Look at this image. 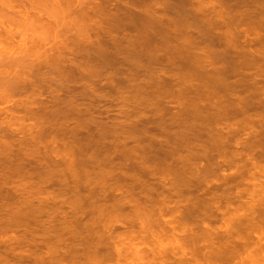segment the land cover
Returning a JSON list of instances; mask_svg holds the SVG:
<instances>
[{"label":"clouds","instance_id":"1","mask_svg":"<svg viewBox=\"0 0 264 264\" xmlns=\"http://www.w3.org/2000/svg\"><path fill=\"white\" fill-rule=\"evenodd\" d=\"M101 3L0 0V187L15 196L0 202V245L37 264H264V152L253 144L255 128L231 141L219 138V147L187 142L165 163L144 160L134 138L117 135L106 142L137 157L139 172L110 163L115 153L90 156L92 166L79 167L69 134L92 128L80 127L87 109L71 99L73 77L104 99L90 82L98 76L85 63L86 51L100 41L116 4L128 7L114 0L104 12ZM162 9L159 0L135 8L150 17ZM188 11L219 18L221 0H190ZM61 100L64 106L53 103ZM138 105L122 95L104 114L124 125L145 117ZM237 127L216 125L220 133ZM25 163L55 165L63 183L67 173L78 187L57 192L50 177L11 171Z\"/></svg>","mask_w":264,"mask_h":264},{"label":"rangeland","instance_id":"2","mask_svg":"<svg viewBox=\"0 0 264 264\" xmlns=\"http://www.w3.org/2000/svg\"><path fill=\"white\" fill-rule=\"evenodd\" d=\"M113 1L109 0V2H107V0H104L105 2L104 3L102 0V3H104L105 6H103V4L101 3L100 5L102 6L101 10L103 8H106L108 5H110V2L112 3ZM161 1L163 4V9L161 10L162 14L159 16H152V17L147 16L148 18H146V15L144 17V14L142 13L141 14L143 16L141 14L137 15L139 11H136L135 8H133V10L130 11L131 13L130 17H129V13L127 17H125V15L122 16L121 13L119 12L120 13L119 19H118V16L117 17L115 16L114 19L109 18L108 20L113 21L114 24L107 21L106 24L108 27L105 26L103 30L101 31L100 41L98 42V45H95L94 48L86 51L87 59H85V63L88 64V66L98 76V79L92 80L90 82L95 86L96 90L100 92L101 95L104 97L103 100L99 98H95L92 96L91 93H89L88 85L86 83H82V81L84 80L83 77H80V76L73 77L74 83L77 85V87H74L71 90V93H70L71 99L76 104L83 105L86 109H88L87 111L83 113V119H81L79 122L80 127L84 129L92 128V130L88 132V135H87L88 137H86V135H76L75 133L69 134L70 139L71 138L73 139L71 140L77 145L79 149V154H80L79 167L81 169L92 166V161L90 160V156L95 157V158H105V157H112L113 154L115 153L116 154L115 159H112L110 163L115 164L118 168L127 169L130 171L134 170L136 172H139L138 171L139 169L137 167V157L132 155L130 152L126 153V151L123 150L122 146L116 141L106 142L110 140L111 138L116 137L117 135H121V134H123L121 136H128V137L134 138L135 140L133 139L132 143L138 146L136 147V151L139 152L142 147V150H141L142 152L141 151L139 152L141 153L139 154L140 157L143 156L142 158L144 160L148 162L150 161L151 163H159V162L165 163L170 153L174 152L176 148L183 146L187 142L202 140L200 142L211 143L212 141H217V146L219 147L220 145L218 143L219 141L218 138H220L221 136H222L221 138L227 137V135H229L230 133L227 139L231 141L235 137L242 135L245 131H249V130H246L247 128L252 129L255 127H258V128H255L256 132L252 133V138H253L252 141L253 140L255 141V143L253 144L256 147H259L260 149H262L263 147L262 152H264V141L262 139L264 137L259 135L261 132L263 135L264 125L258 126V124H254L251 126L248 125V127L244 126L246 124H244V120H243V123L241 120L243 116L235 115L236 116L235 117L234 116L235 113L233 114L232 112L233 110H231V107H233V105L237 103V101L238 103L241 102L242 104H244L245 100L254 98L255 101H253L252 103L254 104L255 102L256 104L259 100H264V99H261V98H264L263 94H262L263 95L262 97L261 95H258L256 97L251 96L252 98L251 97L249 98V93L251 92L250 95H252V91H249V89H251L250 85L247 83V81H245L246 76L250 74V72L254 73L256 71L255 69L258 70V68H261L262 66H264V64H262L261 67L259 66L257 68L258 65L251 66L247 64L246 62L248 59H250L249 57L252 58L253 53L255 55V52L257 53L259 52L260 49H261L260 51H263L262 49H264L263 48L264 47L263 46L264 45V25H263L264 24V11H262L264 10V0H257V1L255 0H221L222 11L220 15H222L223 19H221V16L220 18L213 17L211 19L209 18L205 19V18L194 17L190 15L188 11L190 0H170L171 2L169 0H165V1L161 0ZM106 3L108 4L106 5ZM113 3L111 4L110 7H107L106 9H103L102 11L106 10L104 12H107L111 10L109 8L113 7ZM116 5L117 7L121 6L120 4H116ZM168 6L170 8H168ZM259 6H262L261 9ZM117 7L115 6L116 10H117ZM136 7H139V6H136ZM227 7H230V8H227ZM237 7L239 8L236 10ZM169 10L170 11L172 10V11L170 12ZM134 15L136 16L134 17ZM161 16L162 17L164 16V17L162 18ZM122 17H125L124 18L125 21H123L124 19H122ZM128 17L130 19L132 17L133 21L132 20H131L132 22L127 21L129 20ZM154 17H156V19H154ZM115 18H117V20H115ZM120 18L122 20H120ZM161 19H163L164 21H161ZM168 21H170V23ZM130 23H133V24H130ZM111 24L113 25V27ZM134 24H138V25H134ZM223 24H225L226 26ZM233 26H235V28ZM241 28H246L248 30L246 33L245 32L243 33V32H240ZM140 29L141 30L144 29V30L141 31ZM107 30H109L110 32H108ZM236 30H237V33H236ZM226 31L228 33H226ZM257 32L261 34L260 37L252 41L253 39L252 36L255 35ZM210 33H212L213 35H210ZM223 34H225L226 36ZM232 34L235 35L236 37L234 36L235 37L234 38ZM245 35H248V36H245ZM230 37H231V41H233L234 44L236 40L234 41L233 38L238 39L237 40L238 42L236 41L237 43L235 46L232 45L233 42L230 41ZM228 38H229V41H227ZM248 39L251 40L250 41L251 43L248 42L249 41ZM259 40L261 42H259ZM243 41H246L247 46L242 45V44H245ZM105 42L107 45L105 44ZM255 42L258 44H256ZM230 43L233 47L230 45ZM227 44L228 46H225ZM258 45L259 46L262 45L261 46L262 48H259V50L257 51ZM255 47H256V50H255ZM103 48H104L105 53L103 52ZM211 48L213 51L211 50ZM220 48L222 50V53L219 52ZM99 50H101L100 53L98 52ZM248 52L252 56H249V54H246ZM92 55L94 57L96 56L97 58L96 57L94 58ZM243 55L244 56L248 55L249 57L244 58ZM204 57L206 60L204 59ZM231 59L232 60L234 59V61H232ZM237 59H239L238 60L239 63L237 62L238 64L236 63V65H239V66H236L235 64H233L235 63V61H237ZM243 60L246 62V64ZM228 61H231V62H228ZM250 61L251 59L248 60L249 63H251ZM217 63L219 64V66ZM235 66L236 68L234 69ZM231 67L233 68L231 69ZM235 71L238 73V75ZM239 72L240 73L244 72V73L243 75H239ZM245 72L247 74L246 76H245ZM213 73H214V76H213ZM218 73H219V76H218ZM234 75H237V76H234ZM242 77H245L244 83H243V80L241 81ZM248 77L249 76H247V78ZM105 80H106V86L101 87V84L105 83ZM247 80H249V78ZM246 83L249 85V87L248 85L247 86L244 85ZM259 83L260 85L262 84V86H264V81L263 83L262 81ZM227 87H228V90H227ZM216 93L218 95H216ZM206 94L208 95L207 97H206ZM239 94H244V98L242 100L243 102L242 101L239 102L240 99L233 97L235 95L238 96ZM122 95H127L129 98L134 97L137 101H139V105H138L139 110L137 109V111H143L145 113V117L141 118L139 121H132L131 123L124 124L127 129L125 128V126L123 127V125H119L121 128L119 129V127L117 126V123L115 121L109 120L104 114V110L108 109L110 106L114 107ZM231 96H232V99L234 98L236 99L235 103H234V100L232 101ZM204 97L205 99H203ZM225 100H227L228 103L230 101L232 102V104L233 103L234 104L232 105L231 103H229V105H227L228 103ZM202 101L210 102L211 106L210 107L201 106L202 104H200L199 102H202ZM215 102L216 104H214ZM53 103L54 104L59 103L61 106H64L65 101L61 100V101L53 102ZM198 104H200L199 107L196 106ZM213 105L214 106L218 105L216 106L218 110ZM221 107L224 109H222ZM214 109L217 110L218 112H216ZM228 109L231 110V112ZM156 110L158 112H156ZM225 110L226 111L228 110V111L226 112ZM189 112L192 113L193 115H191ZM195 112H197V114ZM154 113L155 114L157 113V114L155 115ZM227 113H230V114L227 115ZM111 115L112 113L109 112L108 116H111ZM189 117L191 118L189 119ZM216 118H218L219 120ZM226 121L228 123H231V122L238 123L237 129L234 131L236 132L234 133L235 136L232 132L233 130L231 131L232 133L229 132V133H224V134L220 133L218 129L216 130L217 124L226 122ZM196 126L198 128H196ZM200 128L204 129V131L201 130ZM138 134L139 135L141 134L140 135L141 137ZM156 137H164V139L167 140V143L165 142L158 143L157 139H155ZM258 139H260L261 140L260 142L261 143L263 142V144H261L260 142H257L259 141ZM163 155L166 157H164ZM150 159H153V160L151 161ZM118 165H121V166H118ZM11 171L13 173L20 174V175L39 174V175L50 177L55 181L53 186L57 192H74L76 191V188L78 187V185L74 181H72L71 176L68 175L67 173H65V175L68 176V183L67 184L63 183L64 176H61L60 173L56 171L55 165L49 164V165H45L42 168L40 165L36 163H25V164L19 165L16 168H13ZM7 175L8 173H6V176ZM83 191L85 190L81 188V193ZM14 200H15V196L11 191H9V189L0 187V202L10 203V202H13ZM0 264H37V262L30 259L29 257L16 256L10 250L9 246L0 245Z\"/></svg>","mask_w":264,"mask_h":264},{"label":"bare ground","instance_id":"3","mask_svg":"<svg viewBox=\"0 0 264 264\" xmlns=\"http://www.w3.org/2000/svg\"><path fill=\"white\" fill-rule=\"evenodd\" d=\"M111 1H113V0H111ZM163 1H165V0H163ZM169 1H170V0H169ZM169 1H167V2H169ZM255 1H257V0H255ZM103 2H104V0H103ZM107 2H109V0H107ZM113 2H114V1H113ZM113 2H112V3H113ZM127 2H128V7H124V6H122L121 4H120V5H121L120 7H119V6L117 7V5H116L117 10H116V8H115V10H116V15H115V16H116V17L118 16V19H119V17H120V16H119L120 13H121L122 16L125 15V17H127L128 13H129V17H130V16H131L130 11H132L133 8H142V7H144V6L149 2V0H129V1H127ZM160 2L162 3L161 0H160ZM170 2H171V1H170ZM104 3H105V2H104ZM104 3H102L103 6H105ZM112 3L110 2V5H108L107 7H110ZM257 3H258V2H257ZM261 3H262V2H261ZM107 4H108V3H106V5H107ZM166 4H168V3H166ZM255 4H256V3H255ZM172 5H174V4H172ZM259 5H261V4H259ZM136 6H139V7H136ZM229 6H230V5H229ZM256 6H258V5H256ZM107 7H106V8H107ZM232 7H233V6H232ZM254 7H255V6H254ZM259 7H260V9H261L262 6H259ZM100 8H102V6H100ZM106 8H103V9H106ZM112 8H113V7H112ZM112 8H109V9H112ZM168 8H170V7L168 6ZM173 8H174V7H173ZM227 8H230V7H227ZM238 8H239V7H237L236 10H237ZM103 9H102V10H103ZM166 9H167V8H166ZM174 9H175V8H174ZM224 9H225V8H224ZM234 9H235V8H234ZM176 10H177V9H176ZM104 11H106V10H104ZM134 11H135V10H134ZM169 11H170V10H169ZM169 11H168V12H169ZM171 11H172V10H171ZM171 11H170V12H171ZM174 11H175V10H174ZM260 11H261V10H260ZM262 11H264V10H262ZM117 12H118V14H117ZM119 12H120V13H119ZM166 12H167V11H166ZM238 12H240V11H238ZM132 13H134V12H132ZM175 13H176V12H175ZM220 13H221V12H220ZM235 13H236V12H235ZM251 13H252V12H251ZM251 13H250V14H251ZM254 13H255V12H254ZM258 13H259V12H258ZM138 14H141V12H138L137 15H138ZM161 14H162V13H161ZM222 14H223V13H222ZM228 14H229V13H228ZM141 15H142V14H141ZM234 15H235V14H234ZM258 15H259V14H258ZM261 15H262V14H261ZM115 16H113V17L111 16L110 19H112V18L114 19ZM135 16H136V15H134V17H135ZM142 16H143V15H142ZM167 16H168V15H167ZM220 16H221V19H223V18H222V15H220ZM125 17H122V19H124ZM129 17H128V18H129ZM139 17H140V15H139ZM139 17H138V18H139ZM144 17H145V15H144ZM161 17H162V16H161ZM161 17H160V18H161ZM163 17H164V16H163ZM163 17H162V18H163ZM223 17H224V16H223ZM227 17H228V16H227ZM258 17H260V16H258ZM128 18H127V19H128ZM136 18H137V17H136ZM146 18H148L147 15H146ZM146 18H145V19H146ZM166 18H167V17H166ZM219 18H220V17H219ZM252 18H253V17H252ZM260 18H262V17H260ZM122 19L120 18V20H122ZM139 19H140V18H139ZM154 19H156V17H154ZM158 19H159V18H158ZM198 19H199V18H198ZM205 19H206V18H205ZM115 20H117V18H115ZM115 20H114V21H115ZM120 20H118V21H120ZM131 20H132V17H131V19L129 18V20H127V21H131ZM134 20H135V19H134ZM148 20H150V19H148ZM148 20H147V21H148ZM169 20H171V19H169ZM207 20H208V19H207ZM219 20H220V19H219ZM226 20H227V18H226ZM228 20H229V19H228ZM108 21H109V20H108ZM123 21H125V19H124ZM132 21H133V20H132ZM132 21H131V22H132ZM156 21H157V20H156ZM159 21H160V20H159ZM161 21H164V20L161 19ZM165 21H166V20H165ZM202 21H203V20H202ZM237 21H238V19H237ZM109 22H111V23L114 24L113 21H109ZM145 22H146V21H145ZM168 22L170 23V21H168ZM172 22H173V21H172ZM224 22H225V20H224ZM241 22H242V20H241ZM253 22H254V21H253ZM262 22H263V21H262ZM117 23H118V22H117ZM126 23H127V22H126ZM126 23H125V25H126ZM134 23H135V22H134ZM149 23H150V22H149ZM152 23H153V22H152ZM154 23H155V22H154ZM213 23H214V22H213ZM232 23H233V22H232ZM251 23H252V22H251ZM260 23H261V22H260ZM119 24H120V22H119ZM130 24H133V23H130ZM159 24H160V23H159ZM165 24H166V22H165ZM202 24H203V23H202ZM206 24H207V23H206ZM208 24H210V23H208ZM211 24H212V23H211ZM229 24H230V22H229ZM233 24H234V23H233ZM235 24H236V23H235ZM238 24H239V23H238ZM111 25H112V24H111ZM111 25H110V26H111ZM134 25H138V24H134ZM134 25H133V26H134ZM148 25H149V24H148ZM150 25H151V24H150ZM213 25H215V24H213ZM219 25H220V24H219ZM221 25H222V24H221ZM223 25H225V24H223ZM257 25H258V24H257ZM263 25H264V24H263ZM106 26H107V24H106ZM119 26H120V25H119ZM159 26H160V25H159ZM165 26H166V25H165ZM174 26H175V25H174ZM203 26H204V25H203ZM207 26H208V25H207ZM225 26H226V25H225ZM231 26H232V25H231ZM107 27H108V26H107ZM112 27H113V25H112ZM116 27H117V25H116ZM146 27H147V26H146ZM146 27H145V28H146ZM154 27H155V26H154ZM160 27H161V26H160ZM168 27H169V26H168ZM210 27H211V25H210ZM219 27H221V26H219ZM233 27L235 28V26H233ZM233 27H231V28H233ZM121 28H122V27H121ZM121 28H120V29H121ZM126 28H127V27H126ZM136 28H138V27H136ZM143 28H144V26H143ZM147 28H148V27H147ZM155 28H156V27H155ZM214 28H216V27H214ZM247 28H248V27H247ZM259 28H260V27H259ZM222 29H223V27H222ZM228 29H229V28H228ZM261 29H262V28H261ZM116 30H117V29H116ZM130 30H131V29H130ZM133 30H134V29H133ZM140 30H141V29H140ZM142 30H144V29H142ZM142 30H141V31H142ZM154 30H155V29H154ZM164 30H165V29H164ZM247 30H248V29H247ZM107 31L110 32L109 30H107ZM125 31H126V30H125ZM213 31H214V30H213ZM233 31H234V29H233ZM250 31H251V29H250ZM156 32H157V31H156ZM211 32H212V31H211ZM240 32H241V31H240ZM153 33H154V32H153ZM221 33H222V32H221ZM223 33H224V32H223ZM226 33H228V32L226 31ZM229 33H230V31H229ZM231 33H232V31H231ZM236 33H237V30H236ZM243 33H244V32H243ZM245 33H246V32H245ZM252 33H253V32H252ZM136 34H138V33H136ZM233 34H235V33H233ZM233 34H232V35H233ZM247 34H248V33H247ZM249 34H250V33H249ZM206 35H207V34H206ZM210 35H213V34L210 33ZM223 35H225V34H223ZM142 36H143V35H142ZM225 36H226V35H225ZM228 36H229V34H228ZM234 36H235V35H233V37H234ZM238 36H239V35H238ZM238 36H237V37H238ZM245 36H248V35H245ZM143 37H144V36H143ZM205 37H206V36H205ZM210 37H211V36H210ZM231 37H232V36H231ZM231 37H230V41H231ZM235 37H236V36H235ZM235 37H234V38H235ZM259 37H260V36H259ZM212 38H213V37H212ZM217 38H218V37H217ZM217 38H216V40H217ZM219 38H220V37H219ZM234 38H233L234 41H235V40H236V41L238 40L237 38H236V39H234ZM248 38H249V37H248ZM194 39H195V38H194ZM251 39H252V38H251ZM211 40H212V39H211ZM226 40H227V39H226ZM243 40H244V39H243ZM245 40H246V39H245ZM248 40H249V39H248ZM255 40H256V39H255ZM103 41H104V40H103ZM213 41H214V40H213ZM222 41H223V40H222ZM222 41H221V42H222ZM227 41H229V38H228ZM236 41H235V44H234L233 41H231V42H233V43H232L233 46H235L236 43L238 42V41H237V42H236ZM250 41H251V40H249L248 42H250ZM252 41H254V39H252ZM262 41H263V39H262ZM207 42H209V41H207ZM239 42H241V41H239ZM243 42H244L245 44H242V43H241V44L247 46L246 41H243ZM257 42H258V41H257ZM259 42H261V41L259 40ZM216 43H217V42H216ZM250 43H251V42H250ZM252 43H254V42H252ZM255 43H256V42H255ZM105 44H106V42H105ZM222 44H223V43H222ZM256 44H258V43H256ZM256 44H255V45H256ZM96 45H98V43H97ZM106 45H107V44H106ZM113 45H114V44H113ZM194 45H195V44H194ZM211 45H212V43H211ZM217 45H218V44H217ZM217 45H216V46H217ZM220 45H221V44H220ZM230 45H231V43H230ZM232 45H231V46H232ZM239 45H240V43H239ZM239 45H238V46H239ZM102 46H103V44H102ZM197 46H198V45H197ZM225 46H228V44L225 45ZM233 46H232V47H233ZM245 46H244V47H245ZM251 46H252V44H251ZM256 46H257V45H256ZM261 46H262V45H261ZM261 46L258 45L257 51L259 50V48H262ZM263 46H264V45H263ZM208 47H209V46H208ZM210 47H211V46H210ZM223 47H224V45H223ZM248 47H249V46H248ZM248 47H247V48H248ZM101 48H102V47H101ZM226 48H227V47H226ZM240 48H241V47H240ZM240 48H239V49H240ZM263 48H264V47H263ZM105 49H106V48H105ZM215 49H216V48H215ZM106 50H107V49H106ZM211 50H212V48H211ZM218 50H219V49H218ZM224 50H225V49H224ZM228 50H229V49H228ZM253 50H254V48H253ZM255 50H256V47H255ZM260 50H261V49H260ZM260 50H259V52H257V53L254 51V52H255V55H254V53H253V56L249 53L250 51H249L248 53H246V54H249V56H252V58L249 57L248 55H247V56H244V55H243L244 58H245V57H249V58L251 59V61H250L251 63L248 62V60H250V59H248L247 61H246V59H245V61L247 62V64H249V65H251V66H252V65H255V66L258 65L257 68H258L259 66L261 67L262 64H264V61H263V60H264V59H263V58H264V49H262L263 51H260ZM93 51H94V50H93ZM100 51H101V50H99L98 52L100 53ZM212 51H213V50H212ZM242 51H243V49H242ZM244 51H245V50H244ZM247 51H248V50H247ZM247 51H246V52H247ZM95 52H96V51H95ZM103 52H104V48H103ZM107 52H109V51H107ZM208 52H209V51H208ZM214 52H215V50H214ZM219 52L222 53L221 48H220V51H219ZM224 52H225V51H224ZM87 53H88V52H87ZM90 53H91V51H90ZM104 53H105V52H104ZM204 53H205V52H204ZM217 53H218V52H217ZM240 53H241V52H240ZM251 53H252V51H251ZM97 54H98V53H97ZM102 54H103V53H102ZM209 54H210V53H209ZM244 54H245V52H244ZM256 54H257V56H256ZM88 55H89V54H88ZM222 55H223V54H222ZM228 55H229V54H228ZM232 55H233V54H232ZM232 55H231V56H232ZM241 55H242V54H241ZM92 56H93V55H92ZM92 56H91V57H92ZM205 56H206V55H205ZM234 56H236V55H234ZM93 57H94V56H93ZM95 57H96V56H95ZM95 57H94V58H95ZM215 57H216V56H215ZM94 58H93V59H94ZM96 58H97V57H96ZM213 58H214V57H213ZM221 58H222V57H221ZM224 58H226V57H224ZM233 58H234V57H233ZM86 59H87V58H86ZM201 59H202V58H201ZM204 59H205V57H204ZM228 59H229V58H228ZM235 59H236V58H235ZM240 59H241V58H240ZM261 59H262V60H261ZM91 60H92V59H91ZM112 60H113V59H112ZM205 60H206V59H205ZM211 60H212V59H211ZM219 60H220V59H219ZM231 60H232V59H231ZM238 60H239V59H237V61H235V63H233V64L236 65V63L238 62ZM225 61H226V60H225ZM232 61H234V59H233ZM243 61H244V60H243ZM245 61H244V62H245ZM262 61H263V62H262ZM223 62H224V60H223ZM226 62H227V61H226ZM228 62H231V61H228ZM246 62H245V64H246ZM238 63H239V62H238ZM238 63H237V64H238ZM217 64H218V63H217ZM201 65H202V64H201ZM204 65H205V64H204ZM223 65H224V64H223ZM218 66H219V64H218ZM236 66H239V65H236ZM236 66L234 67V69L236 68ZM241 66H242V64H241ZM246 66H247V65H246ZM202 67H203V66H202ZM222 68H223V67H222ZM227 68H228V67H227ZM232 68H233V67H231V69H232ZM239 68H240V67H239ZM239 68H238V69H239ZM243 68H244V67H243ZM243 68H242V69H243ZM251 68H252V67H251ZM262 68H264V66H262L261 68H258V70L255 69L256 71H255L254 73H251V72H250V74H248V75H247L246 72H245V76H246V75L249 76V77H248L249 80H247V79H248L247 76H246V80H245V77H242V78H241V81L243 80V83H244V80H245V81H247V83L250 85V88H251V89H249V91H252V95H250L251 92H250V93L248 92V93H249V98H250L251 96H252V97H256V96H258V95H261V97H262V96L264 95V86H262V84L260 85V83H259V82H261V81H262V83H263V81H264V69H262ZM248 69H249V68H248ZM213 70H214V69H213ZM96 71H97V69H96ZM231 71H232V70H231ZM244 71H245V70H244ZM250 71H251V70H250ZM235 72H236V71H235ZM252 72H253V71H252ZM219 73H220V72H219ZM219 73H218V76H219ZM236 73H237V72H236ZM243 73H244V72H242V73L239 72V75H243ZM211 75H212V73H211ZM232 75H233V73H232ZM237 75H238V73H237ZM237 75H234V76H237ZM213 76H214V73H213ZM213 76H212V77H213ZM222 76H223V75H222ZM227 76H228V75H227ZM229 76H230V75H229ZM224 77H226V76H224ZM210 78H211V77H210ZM214 78H215V77H214ZM227 78H228V77H227ZM243 78H244V79H243ZM221 80H222V78H221ZM234 80H235V79H234ZM213 81H214V80H213ZM218 81H219V79H218ZM218 81H217V82H218ZM215 83H216V82H215ZM220 83H221V82H220ZM247 83L244 84V85L247 86V85H248ZM221 84H222V83H221ZM249 85H248V87H249ZM238 86H239V85H238ZM215 88H216V87H215ZM221 88H222V87H221ZM212 89H213V88H212ZM225 89H226V87H225ZM233 89H234V88H233ZM233 89H232V90H233ZM246 89H247V88H246ZM207 90H208V89H207ZM207 90H206V91H207ZM227 90H228V87H227ZM227 90H226V91H227ZM229 90H230V89H229ZM242 90H243V89H242ZM211 91H212V90H211ZM243 91H244V90H243ZM232 92H233V91H232ZM245 92H246V91H245ZM212 93H213V92H212ZM235 93H236V92H235ZM82 94H83V92H82ZM208 94H209V93H208ZM224 94H225V93H224ZM226 94H227V92H226ZM232 94H234V93H232ZM262 94H263V95H262ZM216 95H218V94L216 93ZM197 96H198V95H197ZM207 96H208V95L206 94V97H207ZM213 96H214V95H213ZM213 96H212V97H213ZM225 96H226V95H225ZM232 96H233V95H232ZM232 96H231V99H232ZM236 96H237V95H235V96H233V97L236 98ZM200 97H201V96H200ZM202 97H203V96H202ZM229 97H230V95H229ZM252 97H251V98H252ZM197 98H198V97H197ZM210 98H211V97H210ZM215 98H216V97H215ZM235 98L232 99V101L234 100V103H235V100H236ZM247 98H248V96H247ZM199 99H201V98H199ZM199 99H198V100H199ZM203 99H205V97H204ZM219 99H220V97H219ZM219 99H218V100H219ZM256 99H257V98H256ZM259 99H260V98H259ZM261 99H264V98H261ZM210 100H212V99H210ZM218 100H216V101H218ZM227 100H228V99H227ZM227 100H225V101L228 103ZM240 101H242V100H239V102H240ZM253 101H255L254 98H253V99L245 100V101H244V104H242L241 102L238 103V101H237V103H235V104L233 103L234 105H233L232 102H230V101H229V103H231V104L233 105V107H231L232 105H231L230 107H231V110H233V111H232L233 114L235 113L234 116H235V115H236V116H237V115H241V116H243V118L241 117V118H242L241 120H242V123H243V120H244V124H246V125L243 124L244 126H247V127H248V125L251 126V125H254V124H258V126H259V125H260V126H263V125H264V100H259L256 104H255V102H254V104H253V103H252ZM212 102H213V101H212ZM242 102H243V101H242ZM77 103H78V101H77ZM199 103L201 104V102H199ZM227 103H226V104H227ZM229 103H228L227 105H229ZM200 104H198V105H196V106L199 107ZM212 104H213V103H212ZM214 104H216V102H215ZM217 104H219V103H217ZM142 105H143V104H142ZM201 106H202V105H201ZM201 106H200V108H201ZM213 106H214V105H213ZM216 106H218V105H216ZM216 106H214V107L216 108ZM87 107H88V106H87ZM140 107H141V106H140ZM158 107H159V106H158ZM228 107H229V106H228ZM212 108H213V107H212ZM221 108H222V107H221ZM221 108H220V109H221ZM137 109H138V108H137ZM216 109L218 110V108H216ZM222 109H224V108H222ZM229 109H230V108H229ZM229 109H228V110H229ZM87 110H88V109H87ZM89 110H90V109H89ZM138 110H139V109H138ZM142 110H143V109H142ZM148 110H149V109H148ZM148 110H147V111H148ZM150 110H151V108H150ZM150 110H149V111H150ZM164 110H165V109H164ZM193 110H194V108H193ZM214 110H215V109H214ZM217 110H215V111L218 112ZM228 110H227V111H228ZM231 110H229V111L231 112ZM187 111H188V110H187ZM206 111H207V110H206ZM223 111H224V110H223ZM225 111H226V110H225ZM227 111H226V112H227ZM151 112H152V111H151ZM156 112H158V111L156 110ZM209 112H210V111H209ZM189 113H190V112H189ZM195 113L197 114V112H195ZM195 113H194V114H195ZM154 114H155V113H154ZM156 114H157V113H156ZM156 114H155V115H156ZM161 114H162V113H161ZM183 114H184V113H183ZM190 114L193 115L192 113H190ZM190 114H189V115H190ZM218 114H220V113H218ZM228 114H230V113H227V115H228ZM233 114H231V115H233ZM202 115H203V114H202ZM187 116H188V115H187ZM224 116H225V115H224ZM229 116H230V115H229ZM236 116H235V117H236ZM238 117H239V116H238ZM184 118H185V117H184ZM190 118H191V117H189V119H190ZM205 118H206V116H205ZM218 118H219V117H218ZM218 118H216V119H218ZM179 119H180V117H179ZM199 119H201V118H199ZM233 119H234V117H233ZM255 119H256V120H255ZM193 120H194V119H193ZM209 120H210V119H209ZM213 120H214V119H213ZM218 120H219V119H218ZM179 121H180V120H179ZM220 121H221V120H220ZM234 121H235V120H234ZM226 122H227V121H226ZM240 122H241V121H240ZM207 123H208V122H207ZM215 123H216V122H215ZM181 124H182V123H181ZM197 124H198V123H197ZM199 124H200V123H199ZM203 124H204V123H203ZM209 124H210V123H209ZM112 125H113V124H112ZM115 126H116V124H115ZM124 126H125V125H123V127H124ZM149 126H150V124H149ZM185 126H186V124H185ZM185 126H184V127H185ZM118 127H119V129H121L120 126H118ZM121 127H122V126H121ZM123 127H122V128H123ZM145 127H146V126H145ZM204 127H205V126H204ZM211 127H212V126H211ZM254 127H255V126H254ZM111 128H112V127H111ZM116 128H117V126H116ZM125 128H126V126H125ZM196 128H198V127L196 126ZM249 128H250V127H249ZM255 128H258V127H255ZM126 129H127V128H126ZM130 129H131V128H130ZM146 129H147V128H146ZM148 129H149V128H148ZM179 129H180V128H179ZM188 129H189V128H188ZM200 129H201V128H200ZM250 129H251V128H250ZM250 129L247 128L246 130H249V131H250ZM261 129H262V127H261ZM261 129H260V130H261ZM122 130H123V129H122ZM122 130H121V131H122ZM128 130H129V129H128ZM137 130H138V129H137ZM143 130H144V129H143ZM194 130H195V129H194ZM198 130H199V129H198ZM201 130L204 131V129H201ZM216 130H217V128H216ZM180 131H181V130H180ZM185 131H186V130H185ZM205 131H206V130H205ZM209 131H210V130H209ZM234 131H235V130L232 131L233 134L236 133V132H234ZM257 131H258V130H257ZM104 132H105V131H104ZM118 132H119V131H118ZM118 132H117V133H118ZM132 132H133V131H132ZM137 132H138V131H137ZM145 132H146V130H145ZM178 132H179V131H178ZM196 132H197V131H196ZM212 132H213V131H212ZM230 132H231V131H230ZM232 132H231V133H232ZM255 132H256V131H255ZM260 132H261V131H260ZM114 133H115V132H114ZM126 133H128V132H126ZM179 133H180V132H179ZM202 133H203V132H202ZM238 133H239V132H238ZM240 133H241V132H240ZM257 133H258V132H257ZM120 134H121V133H120ZM136 134H137V133H136ZM142 134H143V133H142ZM208 134H209V133H208ZM212 134H213V133H212ZM223 134H224V133H223ZM258 134H259V133H258ZM87 135H88V134H87ZM87 135H86V137H88ZM114 135H115V134H114ZM121 135H123V134H121ZM138 135H139V134H138ZM140 135H141V134H140ZM140 135H139V136H140ZM218 135H219V134H218ZM226 135H227V134H226ZM229 135H230V133H229ZM229 135H227V137H229ZM237 135H238V134H237ZM259 135H261V136L264 137V129H263V135H262V132H261ZM259 135H258V136H259ZM115 136H116V135H115ZM144 136H145V135H144ZM151 136H152V135H151ZM206 136H208V135H206ZM231 136H232V134H231ZM231 136H230V137H231ZM234 136H235V134H234ZM84 137H85V136H84ZM136 137H137V136H136ZM140 137H141V136H140ZM140 137H139V138H140ZM194 137H195V135H194ZM210 137H211V136H210ZM216 137H217V136H216ZM221 137H222V136H221ZM221 137H220V138H221ZM227 137H226V138H227ZM106 138H107V137H106ZM146 138H147V137H146ZM148 138H149V137H148ZM182 138H183V137H182ZM188 138H189V137H188ZM200 138H201V137H200ZM232 138H233V136H232ZM71 139H72V138H71ZM96 139H97V138H96ZM100 139H101V138H100ZM149 139H150V138H149ZM152 139H153V138H152ZM152 139H151V140H152ZM155 139H156V138H155ZM193 139H194V138H193ZM207 139H208V138H207ZM207 139H206V140H207ZM218 139H219V138H218ZM252 139H253V138H252ZM256 139H257V138H256ZM260 139H261V137H260ZM260 139H258L259 141H257V140H256V141H257V142H260V141H261ZM262 139H263V141H264V138H262ZM72 140H73V139H72ZM74 140H75V139H74ZM97 140H98V139H97ZM97 140H96V141H97ZM134 140H135V139H134ZM144 140H145V139H144ZM144 140H143V141H144ZM178 140H179V139H178ZM187 140H188V139H187ZM206 140H205V141H206ZM213 140H214V138H213ZM78 141H79V140H78ZM90 141H91V140H90ZM136 141H137V140H136ZM171 141H172V140H171ZM198 141H199V140H198ZM200 141H202V140H200ZM100 142H102V141H100ZM140 142H141V141H140ZM105 143H106V142H105ZM115 143H116V142H115ZM136 143H137V142H136ZM158 143H159V142H158ZM253 143H255L254 140H253ZM260 143H261V142H260ZM154 144H155V143H154ZM173 144H174V143H173ZM261 144H263V142H262ZM261 144H260V145H261ZM116 145H117V144H116ZM143 145H145V144H143ZM181 145H182V144H181ZM117 146H118V145H117ZM254 146H255V145H254ZM137 147H138V146H137ZM144 147H146V146H144ZM158 147H159V146H158ZM114 148H115V147H114ZM114 148H113V149H114ZM156 148H157V147H156ZM162 149H163V148H162ZM168 149H169V148H168ZM262 149H263V147H262ZM262 149H261V150H262ZM141 150H142V147H141ZM141 150H140V151H141ZM140 151H139V152H140ZM157 151H158V150H157ZM157 151H156V152H157ZM170 151H171V150H170ZM141 152H142V151H141ZM143 152H144V151H143ZM126 153H127V152H126ZM150 153H151V152H150ZM158 153H159V152H158ZM164 153H165V152H164ZM139 154H141V153H139ZM161 154H162V153H161ZM146 156H147V155H146ZM163 156H164V155H163ZM142 157H143V156H142ZM144 157H145V156H144ZM152 157H153V156H152ZM164 157H166V156H164ZM130 158H132V157H130ZM148 159H149V158H148ZM132 160H133V159H132ZM150 160L152 161L153 159H150ZM159 160H160V159H159ZM134 161H135V160H134ZM132 162H133V161H132ZM132 162H131V163H132ZM149 162H150V161H149ZM159 163H160V162H159ZM134 164H135V163H134ZM118 166H121V165H118ZM126 166H127V165H126ZM133 171H134V170H133ZM138 171H139V170H138ZM76 189H77V188H76Z\"/></svg>","mask_w":264,"mask_h":264}]
</instances>
